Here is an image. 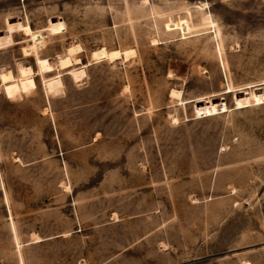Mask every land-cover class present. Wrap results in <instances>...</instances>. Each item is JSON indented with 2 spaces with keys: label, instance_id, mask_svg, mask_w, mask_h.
Returning <instances> with one entry per match:
<instances>
[{
  "label": "rangeland",
  "instance_id": "obj_1",
  "mask_svg": "<svg viewBox=\"0 0 264 264\" xmlns=\"http://www.w3.org/2000/svg\"><path fill=\"white\" fill-rule=\"evenodd\" d=\"M9 68L0 264H264V0H0Z\"/></svg>",
  "mask_w": 264,
  "mask_h": 264
},
{
  "label": "bare ground",
  "instance_id": "obj_2",
  "mask_svg": "<svg viewBox=\"0 0 264 264\" xmlns=\"http://www.w3.org/2000/svg\"><path fill=\"white\" fill-rule=\"evenodd\" d=\"M26 28H28L27 29L28 32H31L32 31V27H31L30 24H27ZM40 36L41 35H37L36 37L39 39ZM76 45L79 46L80 44H76ZM80 46H79V48H80ZM33 47H35V44L33 45ZM81 48H82V46H81ZM74 51H75V46H71L70 49H69V51H68V53H66V54L64 53L63 55H60L59 58L61 60L62 65L69 66L72 63V61H73L72 56H73ZM100 54H103L105 56H107V55L109 56V54H112V55L115 54V55H117V54H119V50L110 51L106 47H102L100 49V51H97L96 52V55H100ZM128 55H129V52H127V56ZM38 64L40 65L41 71H51V70L54 69L53 63L50 61L49 58H46V57H39L38 58ZM86 71L87 70H86V67L84 65L79 70L73 69L71 73H73V75H74V77H75V79L77 81H81V80H83V77L85 76ZM20 72H21V76L22 77H27L28 78V76H30V75H32V74L35 73V70H34V68H33L32 65H22L21 64V66H20ZM0 74H1V77H2V81H4V82H7V81L10 82V80H13V79L16 78V75H15L14 71L12 69H10V68L7 69V70H2L0 72ZM171 92H172V94H180L181 91L180 90H177V89H173Z\"/></svg>",
  "mask_w": 264,
  "mask_h": 264
}]
</instances>
